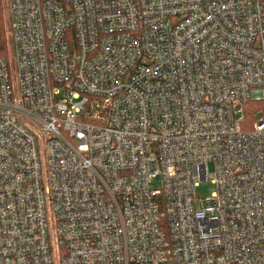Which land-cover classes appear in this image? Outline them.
<instances>
[{
    "label": "built area",
    "instance_id": "obj_1",
    "mask_svg": "<svg viewBox=\"0 0 264 264\" xmlns=\"http://www.w3.org/2000/svg\"><path fill=\"white\" fill-rule=\"evenodd\" d=\"M8 13L0 264H264V0Z\"/></svg>",
    "mask_w": 264,
    "mask_h": 264
},
{
    "label": "rangeland",
    "instance_id": "obj_2",
    "mask_svg": "<svg viewBox=\"0 0 264 264\" xmlns=\"http://www.w3.org/2000/svg\"><path fill=\"white\" fill-rule=\"evenodd\" d=\"M0 15L2 18V26L0 29V34L5 41V53L3 54L8 60L12 58V44H11V36H10V22H9V13H8V0H0ZM264 106L256 105L251 106L247 109V112L251 118L258 119L263 115ZM162 187L161 179L158 178L152 183L153 189H160ZM216 188L210 182H202L195 191V197L198 198L196 203L199 207L201 200L203 199H211L215 194Z\"/></svg>",
    "mask_w": 264,
    "mask_h": 264
},
{
    "label": "trees",
    "instance_id": "obj_3",
    "mask_svg": "<svg viewBox=\"0 0 264 264\" xmlns=\"http://www.w3.org/2000/svg\"><path fill=\"white\" fill-rule=\"evenodd\" d=\"M2 26V18L0 15V29ZM5 53V41L4 38L2 37V34H0V57H4L3 54Z\"/></svg>",
    "mask_w": 264,
    "mask_h": 264
}]
</instances>
